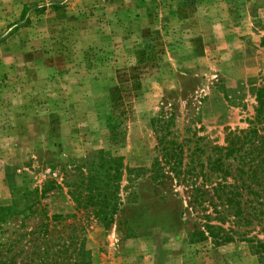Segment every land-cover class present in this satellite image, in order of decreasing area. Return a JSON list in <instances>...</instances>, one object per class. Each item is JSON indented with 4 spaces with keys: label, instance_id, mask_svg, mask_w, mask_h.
Wrapping results in <instances>:
<instances>
[{
    "label": "rangeland",
    "instance_id": "obj_1",
    "mask_svg": "<svg viewBox=\"0 0 264 264\" xmlns=\"http://www.w3.org/2000/svg\"><path fill=\"white\" fill-rule=\"evenodd\" d=\"M263 78L264 0H0V264H264L190 239L162 150L206 162Z\"/></svg>",
    "mask_w": 264,
    "mask_h": 264
},
{
    "label": "trees",
    "instance_id": "obj_2",
    "mask_svg": "<svg viewBox=\"0 0 264 264\" xmlns=\"http://www.w3.org/2000/svg\"><path fill=\"white\" fill-rule=\"evenodd\" d=\"M252 90L257 105L250 128L229 132L225 145L210 148L206 162L201 161L204 150L196 146L197 142L183 169L180 145L171 141L173 147L162 150L167 164L174 158L172 171L177 180L192 182L188 205L194 211L198 209L197 213L201 211L197 218L205 221L202 229L195 226L189 232L190 239L210 238L213 245L220 246L237 238L264 260V78ZM199 178L202 183L197 184ZM13 208L7 206L1 211Z\"/></svg>",
    "mask_w": 264,
    "mask_h": 264
}]
</instances>
